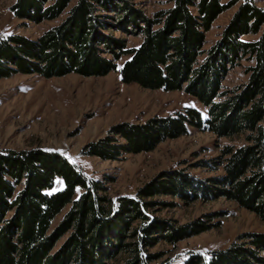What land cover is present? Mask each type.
Masks as SVG:
<instances>
[{
	"label": "trees",
	"instance_id": "1",
	"mask_svg": "<svg viewBox=\"0 0 264 264\" xmlns=\"http://www.w3.org/2000/svg\"><path fill=\"white\" fill-rule=\"evenodd\" d=\"M238 1L168 0L167 8L149 17L132 0H14L10 9L21 19L39 23L65 15L34 39L0 35V78L118 70L124 83L183 90L206 107V116L185 107L141 123L114 124L84 145V153L115 160L148 152L190 127L219 137L243 135L245 142L222 149L212 167L220 166L221 175L201 180L181 170L163 171L135 195L115 198L103 181L58 151L0 150V264H109L118 254L120 264H153L163 255L149 251L157 243L175 245L211 228L201 219L177 225L148 215L157 204H173L151 199L159 195L185 202L224 197L264 222V6ZM234 5L219 38L205 49L206 32ZM116 30L141 40L128 47ZM242 60L249 62L246 81L223 91V78ZM180 264H264V232L242 234L225 248L189 252Z\"/></svg>",
	"mask_w": 264,
	"mask_h": 264
},
{
	"label": "rangeland",
	"instance_id": "2",
	"mask_svg": "<svg viewBox=\"0 0 264 264\" xmlns=\"http://www.w3.org/2000/svg\"><path fill=\"white\" fill-rule=\"evenodd\" d=\"M13 2L0 0V35L20 34L34 39L65 15L35 23L16 17L10 9ZM132 2L149 17L170 5L168 0ZM254 2L264 6V0ZM236 6L224 10L214 20L206 32L205 49L219 38ZM113 34L125 37L128 47L138 45L141 40V35H127L120 30ZM127 57L124 55L118 60L117 66ZM248 64L242 60L228 70L222 80L223 91H231L246 81L244 67ZM185 107H195L206 116V107L193 95L183 90L150 89L136 83H124L118 70L104 76L69 73L45 78L36 74H15L0 78V150L41 147L58 151L85 175L103 181L108 195L113 198L135 195L139 187L163 171L181 170L201 180L221 175L223 169L220 166L212 168L214 163L225 146L243 144V135L219 137L210 131L190 127L187 134L162 141L151 151L125 153L115 160L88 155L82 150L87 143L104 137L114 124L141 123L153 116L174 114ZM56 184L60 186V181ZM151 199L173 204H157L149 209L148 215L151 213V216L177 225L201 219L211 227L175 245L163 241L157 243L149 251L163 255L153 264H180L189 252L205 253L225 248L242 234L264 232V222L254 212L224 197L199 198L191 202L171 195ZM68 207L54 218L52 226L58 223ZM121 260L122 255L118 254L108 263L120 264Z\"/></svg>",
	"mask_w": 264,
	"mask_h": 264
},
{
	"label": "snow or ice",
	"instance_id": "3",
	"mask_svg": "<svg viewBox=\"0 0 264 264\" xmlns=\"http://www.w3.org/2000/svg\"><path fill=\"white\" fill-rule=\"evenodd\" d=\"M0 38H4V37H0Z\"/></svg>",
	"mask_w": 264,
	"mask_h": 264
}]
</instances>
